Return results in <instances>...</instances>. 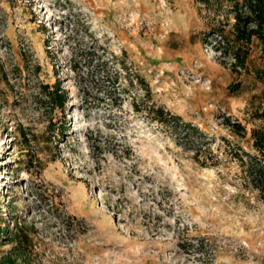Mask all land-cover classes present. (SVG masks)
<instances>
[{"label":"rangeland","instance_id":"obj_1","mask_svg":"<svg viewBox=\"0 0 264 264\" xmlns=\"http://www.w3.org/2000/svg\"><path fill=\"white\" fill-rule=\"evenodd\" d=\"M216 21L198 0H0V221L28 226L32 264H264V200L229 153H256L264 80L224 64ZM111 55L212 139L219 165L95 85ZM56 83L63 110L44 97Z\"/></svg>","mask_w":264,"mask_h":264},{"label":"trees","instance_id":"obj_2","mask_svg":"<svg viewBox=\"0 0 264 264\" xmlns=\"http://www.w3.org/2000/svg\"><path fill=\"white\" fill-rule=\"evenodd\" d=\"M206 12L224 13L226 21H216V25H207L208 35L218 38L215 51L220 53L225 65L238 77L254 76L257 81L264 80V0H198ZM201 12V10L199 11ZM231 20V23H229ZM123 55L125 53L123 52ZM255 55V56H254ZM112 61L103 60L96 64L95 74L99 80L95 85L101 87L108 98L122 102L124 97L132 94V107L135 112L142 113L151 122L159 125L165 132L173 135L177 144L191 151L194 161L202 167H216L220 159L212 148V139L192 123L170 113L158 106L151 99L148 84L124 61L116 55H111ZM255 62H259L256 66ZM2 72V66L0 65ZM241 85L229 87L231 94H236ZM134 91V92H133ZM45 99L55 108L64 109L67 99L66 91L59 83L43 87ZM133 92V93H132ZM264 120V111L258 115ZM233 134L244 135L245 129L237 122L225 119ZM255 154L233 147L229 151L231 159L244 170L245 179L258 196L264 200V129H254L251 132ZM76 218L64 216V224L68 227ZM9 223L0 221V245L8 244L9 248L0 255V264H32L29 252L32 250V237L28 226L12 220Z\"/></svg>","mask_w":264,"mask_h":264}]
</instances>
